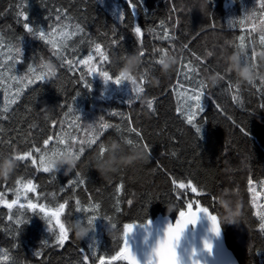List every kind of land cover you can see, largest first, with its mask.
<instances>
[{
  "label": "trees",
  "instance_id": "16d2710c",
  "mask_svg": "<svg viewBox=\"0 0 264 264\" xmlns=\"http://www.w3.org/2000/svg\"><path fill=\"white\" fill-rule=\"evenodd\" d=\"M133 2L137 3L134 16L131 15L125 0H110L106 3L101 0H0V36L5 44H15L17 37H21V62L15 66L12 74L24 75L29 64L38 68L41 61L45 64L52 62L58 69L56 77L30 84L24 89L17 103L11 105L9 112L5 114L8 118L0 121V128L3 129V132H0V140H10L21 151L29 148L32 141L44 147L43 140L47 136L60 132L59 121L66 120L63 128L84 138L89 125L97 127L101 118L112 127L103 131L99 142L106 145L111 140L122 141L121 137L138 140L134 133L127 131L129 123L123 117H128L132 126L142 133L140 144L146 143L149 146L147 162L122 169L110 178H104L93 170L90 163L98 153L97 145L91 148L85 145L84 154L77 164V170L81 172L85 185L78 187L75 193L70 190L59 193L60 186L66 184L68 179L74 178V172L68 175L56 173L53 180L51 174L36 173L34 168L29 167L26 171L24 164L16 169L8 182L0 183V187H14L15 179L31 176L34 183L39 185L38 191L56 194L55 200L47 197L49 204L74 197L69 200V207L66 209V212L72 211L73 215H64L62 220L82 219V214L74 211L75 201L79 199L82 206H87L91 197L93 203L100 205L101 217L110 216L118 221L119 233H122L124 223H136L138 226L144 220L152 221L158 216L172 221L177 218L183 201L176 200L169 177L178 181L194 182L203 190V194L197 196L188 190L187 197L200 201L201 206L207 207L212 214H216V197L222 191L238 190L244 205V219L239 226H220L225 244L234 254L238 264H264V234L258 229L259 218L253 216L248 191L249 180L252 181L251 186L257 190L264 185V92L258 90L264 85H261L260 80H256V87L246 84L237 87L234 74L225 72L221 59L222 50L233 51V43H240L241 36L245 37L244 43L249 56L252 51L249 40L255 39L256 51L261 50L258 43L259 33L252 32L251 22H246L243 27L239 23L235 26L228 23L229 19L238 21L243 14L253 9L255 0ZM228 2L231 5H228ZM58 10L62 17H71L67 23H79L84 29L81 35L68 42L69 49L65 50V56L80 60L87 56L90 50L96 55L94 49L90 48L91 40L102 45L109 59L102 62L96 56L90 64L77 63L69 70L68 65L60 66V61L47 44L25 33V21L19 16L20 12L27 14V22L30 25L48 31L49 24H56ZM121 13L126 17L123 22L118 20ZM161 22L168 28L169 35L175 37L174 40L163 38ZM133 26L141 27L143 48L147 50L145 56L141 57L139 69L140 73L147 72V80L142 85L144 92L140 99H135L131 92V83L116 85L117 87L109 83L105 94L110 93L112 97L106 101L101 98L106 85L98 74L93 73L90 76L89 69L103 68L114 79L125 55L138 54L141 48L132 32ZM113 28L116 29L115 37ZM150 29L152 31H149ZM113 38L120 41L118 46L111 44ZM183 44H188L189 47L181 52ZM153 47L178 54L177 65L167 75H162L158 64L154 62L159 59L160 53H155L154 58L149 55ZM73 48L74 52L71 50ZM209 52L212 55H207ZM193 53L202 57L204 63L196 60ZM7 54L5 48V59ZM181 57L183 63L191 60L198 66V75L192 74L191 80L183 75L177 77L182 63ZM81 73L90 83V90L80 83ZM215 73L221 74L224 79L217 86L204 89L203 112L198 113L196 117V122L202 126L200 137H197L195 130L176 113L177 100L180 98L177 93L181 91V84L190 89L196 80L202 81L205 74ZM140 80L141 75H138L136 81L139 83ZM156 80H159L158 84ZM6 82L11 84L10 94L14 93L17 87L15 82ZM229 84L233 86L230 91ZM237 92L239 98L234 101L233 95ZM130 97L131 104L127 103ZM149 99H154V111L147 108ZM4 102L5 89L0 86V108ZM69 103L73 104L75 112L65 118V105ZM41 107H51L48 120L42 118L44 112L39 111ZM77 116L80 117L76 121L79 125L78 133L69 128ZM241 128L248 134L241 132ZM58 147L62 148L63 145ZM79 147V143H76L74 150ZM8 150V144L0 143V151ZM173 152L176 153L175 156L172 155ZM36 158L38 162V156ZM27 163L31 165L30 161ZM32 173L35 175L32 176ZM121 182L124 186L119 194L122 202L121 212L117 213L114 208L117 195L115 186ZM28 195L35 200L31 193ZM12 198V194L8 193L7 199L11 201ZM21 199L23 200V197ZM129 199L133 200L132 205L127 203ZM170 203L176 205V210L166 215V205ZM15 211L16 208L13 209V212ZM26 214L30 219L27 224L21 226L16 241L8 231H0V248L10 251L15 264H75L80 259V249L87 251L92 241L96 242L98 253L108 254H115L122 243L120 239L114 242L103 227L107 221L98 219L94 223L95 231L90 232L83 240L77 241L70 235L63 248L56 247L53 246L54 237L46 231L43 220L35 213ZM7 217L8 209L0 206V229L9 226ZM238 231L241 238L244 231L245 237L241 241ZM42 241H48V246L43 245ZM38 250L42 253L39 258L34 255ZM114 264L127 262L116 261Z\"/></svg>",
  "mask_w": 264,
  "mask_h": 264
},
{
  "label": "snow or ice",
  "instance_id": "6c2138e0",
  "mask_svg": "<svg viewBox=\"0 0 264 264\" xmlns=\"http://www.w3.org/2000/svg\"><path fill=\"white\" fill-rule=\"evenodd\" d=\"M128 5V9L131 12V15L134 16L137 11V3H134L133 0H125ZM142 3V0H140ZM19 16L25 21L23 24L24 31L27 35L40 40L47 44L52 50L53 55L56 57L58 61H60V66L68 65L69 70L75 64L88 65L93 59V51H89L88 55L83 59H69L68 56L64 55L66 49H69V41L72 40L73 37L81 35L84 32L83 27L79 24H70L66 21H70L71 17L61 16L59 10L56 15V24H49V30H41L39 27H33L30 25L27 20L28 16L24 12H20ZM125 16L123 13L120 14L118 20L123 22L125 20ZM246 22L252 23V32L259 33V47L261 50H264V0H255V7L251 10H248L245 14H243L239 20L229 19L228 23L230 26H235L236 23H239L241 27L245 25ZM161 28L163 29V38L168 40H174V36L169 35L168 28L164 27L163 22H161ZM149 31H152L151 29ZM113 36L115 37L116 29H112ZM132 32L134 33L137 41L140 43L141 48L139 50L138 55L140 57H144L146 54V49L143 48V42L141 40L142 37V29L139 26H133ZM251 33H249L250 35ZM159 38V37H158ZM240 43H233V47L244 50L246 52V59L251 62H255L257 51L256 44L257 41L255 39H251L248 41L250 45H252L251 56L248 55L246 51V44L244 43L245 37H239ZM21 37H17V42L15 44L12 43H4L3 37L0 36V86H3L5 89V102L2 108H0V121L7 119L8 117L5 115L9 112L11 105L16 104L19 98L21 97L24 89L28 87L30 84H34L37 82H43L45 79H51L57 76V71H54L52 65L54 63L48 62L44 63L41 61V64L38 68H34L31 64L28 65L27 71L24 75H13V70L15 66L21 62ZM83 43V40H81ZM120 41L113 38L111 40V44L114 46H118ZM89 45L91 49H94L95 54L100 58V61H107L109 59L107 51L102 48L100 43L95 41H89ZM188 44H183L181 46V52L188 49ZM7 49L6 59L4 58V49ZM73 52L75 49H71ZM159 52V59H155L154 62L158 64L160 62V58L163 57L166 53H168L164 49H157L153 47L152 55L154 58V54ZM207 55H212L211 52L207 53ZM195 59L200 61V63H204L202 57L196 55ZM182 63L180 68L177 71V77L179 78L181 75L191 80L192 74L198 75L197 65H194L191 60L187 63H183V57H181ZM56 69L57 65L54 64ZM93 73L98 74L103 82H111L115 85L121 84V78L116 76L114 79L110 77L108 71H105L103 68L97 70L96 67H92L89 69V75L91 76ZM147 76V72L141 73V80L138 83L133 78L129 77V83L135 84V87L131 89L133 97L135 99H140L141 94L144 92V88L142 85L145 83V77ZM224 79V77H222ZM6 81L15 82L17 85L14 93L9 92L11 88V84ZM261 85H264V79L260 80ZM80 83L83 84V87L90 90V83L85 79L83 73H81ZM198 85V86H197ZM253 87H256L254 83L251 84ZM232 85L229 84L228 90L232 89ZM181 91L178 94L180 97L177 100L176 104V113L178 116L183 117L185 122L189 124L194 130L197 137H200L201 127L196 122V117L198 113L203 112L202 107V98L205 95L204 89L206 88L205 84L201 80H196L195 84L192 88H184L183 85H180ZM176 86H173V90L175 91ZM261 92H264V87L258 89ZM79 95L77 92L76 96ZM238 92L233 95V100H238ZM75 99V96L72 97V100ZM127 103H132V98L127 101ZM67 107V112L64 113L65 118L75 112L73 108V104L69 103L65 105ZM147 108L149 111H154V99H149L147 101ZM30 111V109H29ZM116 115L117 113H112ZM122 115V114H121ZM125 120H128L129 127L127 131L129 133H134L138 140H132L129 137H121L122 141L127 145H141L140 141L143 139L142 133L132 126V121L128 117H123ZM80 117L77 116L69 125V128L74 129L77 133L79 132V125L76 123ZM66 120L59 121L61 125V130L58 133H54L53 135L47 136L43 140L44 147H40L35 141L31 142V146L26 150L21 151L18 147L11 143L10 140H0V143L8 144V151H0V156L3 155H12L15 160L18 162V167L21 164L25 165L26 171L29 167L34 168L35 172H43L52 175V179L55 180V175H53V169L51 167L50 160L52 158L58 157L64 154L67 151L71 154L78 162L81 160L84 151L85 145L91 148L93 145H97L98 153L96 157L103 158L105 154L106 145L100 141V137L103 134V131L112 127V125L106 123L101 118V121L98 127H94L89 125V128L85 132V137L82 138L79 135H73L71 131H67L63 128ZM119 130V126H117ZM241 132H244L245 135L248 133L245 129L241 128ZM0 132H3V129L0 128ZM51 141V144H50ZM79 143L80 147L78 150H74V145ZM58 145H63V147H58ZM144 150L149 151V146L145 143L143 144ZM173 156L176 155L175 152L172 153ZM38 156V162L37 157ZM31 162V165L27 163ZM17 167V168H18ZM16 171V170H15ZM74 172V178L68 179L67 183L63 186H60L59 193H64L66 191H71L72 193L76 192L78 187L85 185V180L82 178V174L79 170L76 169ZM32 176L35 173L31 174ZM172 183V193L174 194L177 201H183V207L179 208V212L176 218L175 224H169L168 229L166 230V235L168 240L178 239L180 233L184 230V227L188 224L195 225L199 214L203 213L209 222L210 228L209 231L213 234V236H219L220 234V226L217 220V217L212 214L207 207L201 206L200 201L192 200L187 197V192L190 190L192 193L200 196L203 194V190L197 187L194 182L191 180H176L173 177H169ZM249 188L248 191L253 193L252 197V207L260 208L261 211L256 213L257 217L260 220V228L262 234H264V205L257 204V196L259 195L255 188L252 187V181L249 180ZM123 183H118L115 186V211L117 213L121 212L120 204L122 203L119 199V194L122 192ZM39 185L34 183L33 178L31 176L29 178L19 177L15 179L14 187H8L6 189L0 187V206L8 209V221L9 226L5 229H0V231H8L12 236L13 240H17L18 233L21 231V226L28 223L30 217L27 213H35L39 216L41 220H43L46 225V231L54 237L53 246L63 248L65 246L66 241L70 239V234L65 227V220H62L61 217L64 215L71 216L73 215L72 211H67L66 209L69 207V200L74 197H69L68 199H64L63 202H57L55 204H49L47 202V197H52L53 200L56 199V194L54 193H44L38 191ZM180 191H177V190ZM8 193L12 194V199L9 201L7 199ZM31 193L32 196L35 197L33 200L28 194ZM23 197V200L21 199ZM43 201V202H41ZM129 205H132L133 200L129 199L127 201ZM195 206V210L193 207ZM16 208V211L13 212V209ZM100 205L98 203H93L91 201V197L89 198V204L87 206H82L79 199L75 201L74 211L75 213L82 214V219H79L78 222H86L88 226H90V231L94 232V223L98 219H104L108 223H111L114 218L110 216L101 217L99 213ZM185 208L187 211H185ZM89 213H91L89 215ZM149 221L145 220V223L140 224L141 228L145 230L148 229ZM14 226V227H13ZM113 227H117V225L113 224ZM137 227L136 223H124L122 233L119 234V238L122 243L119 246V250L115 252V254L108 253H98L96 242L92 241L88 246V250L80 249V259H78L75 264H114L116 261H126L127 264H132L135 261V264H139V262L133 256L128 243L127 236L133 231V229ZM113 241H117V238H113ZM159 243V242H158ZM42 244L48 246V241H42ZM204 248L208 251H211L212 245L209 241L205 240L203 242ZM14 247L16 244L13 245ZM34 255L39 258L41 257V251H35ZM0 264H15L14 257L11 255L10 251L6 248H0ZM146 264H151V260H147ZM195 264V262H194Z\"/></svg>",
  "mask_w": 264,
  "mask_h": 264
},
{
  "label": "clouds",
  "instance_id": "9594fccd",
  "mask_svg": "<svg viewBox=\"0 0 264 264\" xmlns=\"http://www.w3.org/2000/svg\"><path fill=\"white\" fill-rule=\"evenodd\" d=\"M233 49L234 50L231 52H228L226 49L222 50L221 59L225 65V72L234 74L237 87L245 84L251 85L256 80L264 79V50L257 52L256 60L253 63L246 59V52L244 50L236 47H233ZM177 63V53H166L160 58V62L158 63L160 73L162 75H167L175 68ZM140 65L141 57L137 53L126 54L122 66L117 69V76L121 78V84H128L129 77L136 80L137 76L141 75L139 72ZM52 68L54 71H58L54 64ZM222 77L223 76L219 73L205 74L202 78V82L205 84L206 88L215 87L222 80ZM145 79L147 80V77H145ZM155 82L158 84L159 80ZM109 83L111 82H103L104 85ZM131 85L132 88L135 87V84ZM50 108L51 107H41L39 109V111L44 112L42 117L44 120L50 118ZM148 160L149 152L144 150L143 145H127L121 140H111L106 144L103 158L95 157L90 163L92 164L93 170H95L99 176L110 178L113 174L118 173L122 169L145 163ZM50 163L53 169V175L61 172L64 175H68L76 169L78 161L65 151L64 154L52 158ZM17 167L18 162L15 160L14 156H0V183L8 182L13 177ZM216 204L218 208L214 215L217 217L219 226H239L241 224L244 219V205L238 190L225 189L216 197ZM174 210H176L175 204L170 203L166 205V215L172 213ZM199 215H203L207 219L203 213ZM78 221L79 219L65 220L64 222L69 234L75 240L81 241L87 237L91 231L90 226H88L86 222L81 223ZM143 223H145V220ZM113 224L117 225L118 221L113 220L111 223L106 222L103 224V227L106 234L111 239H118L120 233L117 227L112 226ZM188 225L184 227L178 239L169 241L166 235V230L169 227V224H167L160 237L147 252L144 264H146V261L149 259L151 260V264H194V262L195 264H201L199 259L200 255L207 254L211 256V251L206 250L204 245H202L199 252L193 248L183 254L180 253L179 242ZM133 256L138 261L136 255L133 254ZM132 264H135V261H133Z\"/></svg>",
  "mask_w": 264,
  "mask_h": 264
},
{
  "label": "water",
  "instance_id": "95a60500",
  "mask_svg": "<svg viewBox=\"0 0 264 264\" xmlns=\"http://www.w3.org/2000/svg\"><path fill=\"white\" fill-rule=\"evenodd\" d=\"M187 211V210H186ZM176 221L158 216L149 221L148 229L145 230L139 225L127 236L128 246L133 254L136 255L139 264H144L145 257L156 240L160 237L164 227L167 224H174ZM210 225L208 220L199 215L196 224L188 225L179 242V251L181 254L196 249L201 250L203 242L209 241L212 245L211 256L202 254L199 256L201 264H238L234 254L227 248L224 235L220 227L219 236H213L209 231Z\"/></svg>",
  "mask_w": 264,
  "mask_h": 264
},
{
  "label": "rangeland",
  "instance_id": "374dc122",
  "mask_svg": "<svg viewBox=\"0 0 264 264\" xmlns=\"http://www.w3.org/2000/svg\"><path fill=\"white\" fill-rule=\"evenodd\" d=\"M102 1V3H106V2H108V1H110V0H101ZM228 5H231L230 4V2H228ZM116 8V7H115ZM94 56V58L97 56V55H93ZM94 60V59H93ZM108 85V84H107ZM107 85H106V87L104 86V88H103V90H104V95H103V97H101L102 99H104V100H106V101H109V100H111V97H112V95L109 93V94H105V89L107 88ZM114 86H116L115 84H113ZM117 87V86H116ZM108 89H110V85L108 86ZM114 91V90H113ZM113 91H111V93H113ZM180 91H178V93H179ZM202 103H203V98H202ZM203 106V105H202ZM255 188V190H256V192L259 194L258 196H257V200H256V202H257V204H259V205H264V185H261L260 187H258V190L256 189V187H254ZM261 189V190H260ZM250 193V192H249ZM252 197H253V193H250V195H249V200H250V204L252 205ZM253 208V207H252ZM262 209H260V208H253V216H256L257 217V215H256V213L258 212V211H261ZM258 218V217H257ZM260 221V220H259ZM258 229L260 230L261 228H260V225H258ZM240 230V229H239ZM246 231V230H245ZM238 236H239V238H240V241L242 240V238L244 239V237H245V235H244V231H243V235H242V238H241V234H240V232L238 231Z\"/></svg>",
  "mask_w": 264,
  "mask_h": 264
},
{
  "label": "bare ground",
  "instance_id": "6f19581e",
  "mask_svg": "<svg viewBox=\"0 0 264 264\" xmlns=\"http://www.w3.org/2000/svg\"><path fill=\"white\" fill-rule=\"evenodd\" d=\"M101 106V105H100ZM101 108V107H100ZM98 127V126H97ZM98 148V147H97Z\"/></svg>",
  "mask_w": 264,
  "mask_h": 264
}]
</instances>
